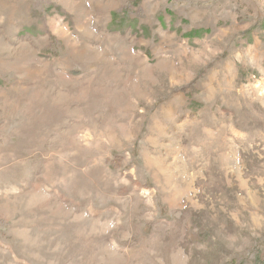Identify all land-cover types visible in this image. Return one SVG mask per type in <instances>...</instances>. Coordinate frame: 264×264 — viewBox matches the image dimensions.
<instances>
[{"label": "rangeland", "instance_id": "rangeland-1", "mask_svg": "<svg viewBox=\"0 0 264 264\" xmlns=\"http://www.w3.org/2000/svg\"><path fill=\"white\" fill-rule=\"evenodd\" d=\"M0 264H264V0H0Z\"/></svg>", "mask_w": 264, "mask_h": 264}]
</instances>
